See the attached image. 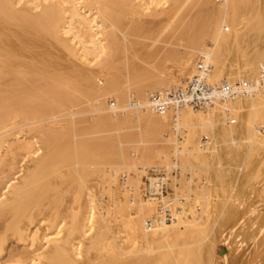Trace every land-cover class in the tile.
Masks as SVG:
<instances>
[{
	"label": "bare ground",
	"instance_id": "6f19581e",
	"mask_svg": "<svg viewBox=\"0 0 264 264\" xmlns=\"http://www.w3.org/2000/svg\"><path fill=\"white\" fill-rule=\"evenodd\" d=\"M197 62L256 88L153 111ZM262 77L264 0H0V147L22 127L41 140L0 198L2 264H264ZM174 159L178 191L144 199L139 173ZM178 199L190 216L146 225Z\"/></svg>",
	"mask_w": 264,
	"mask_h": 264
},
{
	"label": "built area",
	"instance_id": "2783aa9c",
	"mask_svg": "<svg viewBox=\"0 0 264 264\" xmlns=\"http://www.w3.org/2000/svg\"><path fill=\"white\" fill-rule=\"evenodd\" d=\"M208 66L204 62H197L196 73L179 86H172L161 92L150 94V106L156 113L162 112L169 108L177 109L181 106H189L194 109H207L212 106L216 100L232 99L235 96H243L249 94L255 84L249 82H241L230 85L224 80L218 85H212L207 82L206 75ZM261 84L264 85V77L261 78ZM206 139H202L204 143ZM187 176L177 165L175 159L173 165L166 169L164 166L145 169L141 177V196L144 199L151 197L162 200L168 194L171 196L178 188L177 181L181 176ZM164 201L157 205L156 214L147 219L146 225H169L177 223L180 217L190 216L185 208H182V200L178 199L174 206H164ZM199 210L198 207H196Z\"/></svg>",
	"mask_w": 264,
	"mask_h": 264
},
{
	"label": "rangeland",
	"instance_id": "374dc122",
	"mask_svg": "<svg viewBox=\"0 0 264 264\" xmlns=\"http://www.w3.org/2000/svg\"><path fill=\"white\" fill-rule=\"evenodd\" d=\"M18 1H28V0H18ZM30 7L32 9H34V4H31ZM193 12L196 13L195 11H193ZM187 33H188V36H190L191 31L189 32L187 27H185V24H184L178 30L177 34L174 37H172V39L169 40V42L176 45V44H178L177 38L186 39ZM165 48H166V50H168V48H171L175 52L180 51V49L178 47L168 46ZM84 108L85 107L80 106L79 110L76 111L77 114H75L74 116L72 115L71 118H70V116H67V117H65L63 119H59V120L62 122H68L71 120H74L75 122H81V121L83 122L88 118L87 114L82 113L86 109V108L85 109ZM48 117H50V116H48V114H47L43 118L47 119ZM48 122L49 121H46V123L45 122L40 123L37 126L42 125L44 123L48 124ZM27 128L28 127H22L21 129H19V131H18L19 133L15 134V135H14V133L16 132V130L11 131L8 134L4 135V139H6V143H4L0 147V198H1V195L5 192L7 186L16 183L17 180L22 176L25 169L27 167H31L33 159L39 157V155L41 154V148H40L41 147V140H37L36 138H33L31 135H29L27 133ZM260 133H262V130H260ZM69 139H70V141H74L75 140L74 134L71 133ZM13 144H18V146H19V149L16 153H10L8 151L9 146H11ZM159 160L160 159H153V161L149 162V163L150 164L153 162L155 163ZM163 160H165V159H163ZM73 164H75L74 161H73ZM148 164H145V165H148ZM75 168H77V166H75ZM193 172H194L193 175L192 174L191 175H192L194 181H196L197 183L199 180L203 181L204 177L201 176V174L195 173V170H193ZM141 173H139L140 174L139 184L141 183V176H143ZM183 173L184 174H190V172H188V171H184ZM191 173H192V171H191ZM131 174H132L131 176H134L133 173H131ZM183 181L185 182L184 179H183ZM177 183H178V181H177ZM178 187H179V185H178ZM175 191H178V188ZM37 227H38V225L36 224V226L34 228H32V232H34L37 229ZM9 245H10V243H9ZM0 264H2L1 261H0Z\"/></svg>",
	"mask_w": 264,
	"mask_h": 264
}]
</instances>
